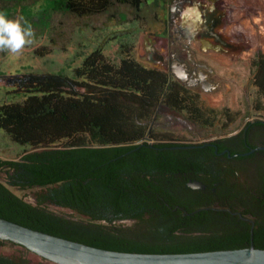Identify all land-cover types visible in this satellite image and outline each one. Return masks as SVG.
I'll return each instance as SVG.
<instances>
[{"label":"trees","instance_id":"trees-1","mask_svg":"<svg viewBox=\"0 0 264 264\" xmlns=\"http://www.w3.org/2000/svg\"><path fill=\"white\" fill-rule=\"evenodd\" d=\"M113 2L141 6V0H55L54 6L85 17ZM253 68V86L264 98L263 54ZM7 86L9 95L22 100L0 105V130L29 150L15 160L0 159L1 218L122 252L249 246V226L238 234V227L223 228L218 211H197L212 206L219 188L209 199L196 193L192 206L176 198V169L181 178L211 186L217 159L213 150H178L172 139L154 132L157 108L183 113L203 127L212 126L216 111L204 108L197 94L166 72L144 67L130 56L115 63L95 50L72 77L27 73L10 76ZM13 190L32 192L34 203ZM177 205L191 215H182ZM6 243L32 254L0 240V246ZM253 243L264 249V229L253 230ZM0 264L32 263L23 256L0 255Z\"/></svg>","mask_w":264,"mask_h":264},{"label":"rangeland","instance_id":"rangeland-1","mask_svg":"<svg viewBox=\"0 0 264 264\" xmlns=\"http://www.w3.org/2000/svg\"><path fill=\"white\" fill-rule=\"evenodd\" d=\"M243 1L245 6L233 13V20L228 21L223 33L228 36L242 33L248 43L242 53L228 57L203 52L198 43L182 50L184 43L177 42L178 31L173 27L178 22L177 15L170 11L173 5L183 6L184 3L177 0H141L139 9L113 2L105 11L85 17H77L63 8L56 9L55 0H0V14L9 19L22 17L21 23L27 21L33 30L32 43L19 54L0 50V105L22 100L21 96L8 94L10 76L53 73L72 77L74 69L89 54L101 50L115 63L130 56L144 67L166 73L165 65L170 64L182 79L173 75L170 78L197 94L204 108L216 111L212 126L203 127L187 120L183 113L159 106L151 129L172 141L200 142L219 136L224 132L225 113L236 114L242 120L254 115L255 107H260L264 118V98L252 83L253 63L258 55H264V0ZM237 2L233 0L236 6ZM188 57L206 66L204 73L198 76L208 91L190 86L189 73L194 68ZM27 150L29 147L13 143L0 130V159L15 160ZM13 191L34 203L32 192ZM0 255L23 256L32 264H47L8 243L0 246Z\"/></svg>","mask_w":264,"mask_h":264},{"label":"flooded vegetation","instance_id":"flooded-vegetation-1","mask_svg":"<svg viewBox=\"0 0 264 264\" xmlns=\"http://www.w3.org/2000/svg\"><path fill=\"white\" fill-rule=\"evenodd\" d=\"M237 1L236 6L233 0H200L201 10L204 12V24L196 30L194 36L190 35L178 22L173 26L178 31L175 39L178 43H184L182 50L184 51L186 46L198 43L203 52L228 57L242 53L248 43L244 35L232 33L228 36L223 33L224 27H228V21L233 20V13L238 9L242 10L245 6V1ZM177 2L184 3L181 7L183 8L187 0H177ZM209 7H214V11L209 12ZM176 15L178 16V13ZM230 36L234 38L233 41ZM188 59L194 68V71L189 73L192 83L190 86H199L202 90L208 91L205 84L199 81L198 76L204 73L206 66L200 61H194L191 57ZM165 67L170 77L173 75L181 78L180 73L170 64L167 63ZM255 111L254 115H247L242 120L236 114L225 113L224 132L217 137L200 142L173 141L178 144L177 147H181L178 150L204 149L210 153L213 150L212 154L217 159V166L211 171V174L216 177L213 178L211 186L197 179L181 178L180 170L176 169L175 195L177 200L184 198L188 201L186 204L192 206L197 204L194 199L196 193L201 192L209 199L212 194L216 195V190L219 188L218 196L216 195L217 200L212 206L200 208L197 211L216 210L222 214L220 222L224 229L230 228L229 224L238 227L239 230L249 226V234L252 223L253 230L264 229V118L260 107H255ZM196 181L201 182L205 187L203 189L191 187V184ZM177 210L184 216L191 215L179 205H177ZM237 233L242 234L243 232L240 230ZM38 258L47 264H54L41 257Z\"/></svg>","mask_w":264,"mask_h":264},{"label":"water","instance_id":"water-1","mask_svg":"<svg viewBox=\"0 0 264 264\" xmlns=\"http://www.w3.org/2000/svg\"><path fill=\"white\" fill-rule=\"evenodd\" d=\"M191 187L203 189L205 186L196 181ZM0 240L20 245L54 264H264V249L255 248L253 243V223L248 247L206 252L137 253L102 249L43 233L1 217Z\"/></svg>","mask_w":264,"mask_h":264},{"label":"clouds","instance_id":"clouds-1","mask_svg":"<svg viewBox=\"0 0 264 264\" xmlns=\"http://www.w3.org/2000/svg\"><path fill=\"white\" fill-rule=\"evenodd\" d=\"M170 11L173 15L178 13V23L192 36L204 24L200 0H187L183 8L173 5ZM208 11H214V7H209ZM22 20V17L9 19L5 14H0V50L19 54L26 45L32 43V27L27 21L22 24Z\"/></svg>","mask_w":264,"mask_h":264}]
</instances>
